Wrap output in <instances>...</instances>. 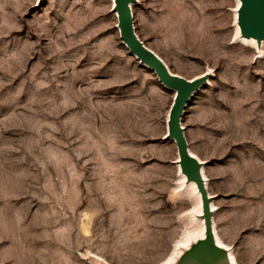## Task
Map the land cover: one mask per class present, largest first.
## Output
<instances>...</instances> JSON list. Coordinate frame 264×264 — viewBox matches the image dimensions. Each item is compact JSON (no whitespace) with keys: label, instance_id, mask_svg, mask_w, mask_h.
Returning <instances> with one entry per match:
<instances>
[{"label":"rangeland","instance_id":"1","mask_svg":"<svg viewBox=\"0 0 264 264\" xmlns=\"http://www.w3.org/2000/svg\"><path fill=\"white\" fill-rule=\"evenodd\" d=\"M236 2L137 0L133 22L171 72L211 73L181 124L219 239L264 264V45L240 43ZM173 96L111 0H0V264H172L200 237Z\"/></svg>","mask_w":264,"mask_h":264},{"label":"water","instance_id":"2","mask_svg":"<svg viewBox=\"0 0 264 264\" xmlns=\"http://www.w3.org/2000/svg\"><path fill=\"white\" fill-rule=\"evenodd\" d=\"M44 0H39L43 2ZM237 26L240 35L252 37L260 46L264 41V0H239ZM135 0H113V10L117 16V28L122 44L136 57L141 65H147L165 88L175 91L167 121V138L172 140L178 152L181 173L187 182L195 183L200 194L204 221L205 238L196 241L183 252L175 264H230L227 251L216 246L211 220L210 202L202 176L203 165L189 152L181 118L191 97L207 83L208 74L186 79L170 71L165 62L148 48L135 32L131 4Z\"/></svg>","mask_w":264,"mask_h":264},{"label":"bare ground","instance_id":"3","mask_svg":"<svg viewBox=\"0 0 264 264\" xmlns=\"http://www.w3.org/2000/svg\"><path fill=\"white\" fill-rule=\"evenodd\" d=\"M111 2H112V5H114V3H113V0H111ZM136 2H137V0H135V2L134 3H132L131 4V9H132V11H133V6L136 4ZM236 4L238 5V7L239 6H241V2L239 1V0H237V2H236ZM133 13V12H132ZM237 30H238V34H239V38L241 39L240 40V43H244V44H247L248 46H250V47H252V48H254V49H257L258 51L259 50H261V48H262V46L264 45V41L263 42H261V45L260 46H258L257 45V41H256V39L255 38H252V37H244V36H242V35H240V29H239V27L237 26ZM126 48V47H125ZM134 57V56H133ZM137 61H138V59L136 58V57H134ZM139 62V61H138ZM140 63V62H139ZM143 67H146L147 69H149L150 71H152L147 65H142ZM153 72V71H152ZM154 73V72H153ZM206 74H208L209 75V77L211 76V73H209V72H207ZM200 77V76H199ZM197 78V77H196ZM159 81V80H158ZM159 83H161L160 81H159ZM207 83H208V81H207ZM206 83V84H207ZM162 84V83H161ZM205 84V85H206ZM163 85V84H162ZM164 86V85H163ZM165 87V86H164ZM170 90V89H169ZM172 91V90H171ZM173 92V94H174V96H175V91H172ZM174 96H173V98H174ZM168 117H169V113H168ZM168 117H167V121H168ZM167 132H168V129H167ZM190 152V151H189ZM191 153V152H190ZM192 154V153H191ZM202 165H203V162L201 161V160H199L194 154H192ZM178 165H179V163H178ZM179 168H180V166H179ZM201 171H202V176H203V180H204V182H205V187H206V177H205V175H204V172H203V167H202V169H201ZM180 172H181V169H180ZM183 175V174H182ZM183 178L184 179H186V177L183 175ZM191 186L193 187V188H195V190H196V193H197V195L199 196V200H200V202H201V199H200V194H199V192H198V190H197V187H196V185H195V183H192L191 182ZM210 209H211V213H213L214 212V210H215V208H214V206L212 205V204H210ZM201 215H202V207H201ZM200 215V216H201ZM201 222H202V229H201V232H202V234H201V236L200 237H198V238H196V239H194V240H192V241H190L185 247H184V249H181L180 250V253H179V255L173 260V262H172V264H174V263H176L177 262V260L179 259V257L183 254V252L184 251H186L187 249H189V247L191 246V245H193V243H195L196 241H200V240H203L204 238H205V227H204V223H203V219L201 220ZM212 229H213V235H214V239H215V243H216V246L219 248V249H225V251H227V253H228V257H229V261H230V264H237V262H236V260H235V258H234V256H233V254L231 253V250H230V248L228 247V246H226L225 244H223V242H221V240L219 239V237H218V235H217V232H216V229H215V227H214V225H212Z\"/></svg>","mask_w":264,"mask_h":264}]
</instances>
